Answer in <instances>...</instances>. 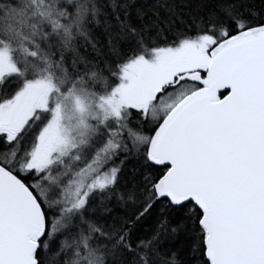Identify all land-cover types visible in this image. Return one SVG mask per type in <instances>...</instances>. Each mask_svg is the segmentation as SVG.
Returning a JSON list of instances; mask_svg holds the SVG:
<instances>
[{
	"label": "snow or ice",
	"instance_id": "6c2138e0",
	"mask_svg": "<svg viewBox=\"0 0 264 264\" xmlns=\"http://www.w3.org/2000/svg\"><path fill=\"white\" fill-rule=\"evenodd\" d=\"M0 264H264V0H0Z\"/></svg>",
	"mask_w": 264,
	"mask_h": 264
}]
</instances>
